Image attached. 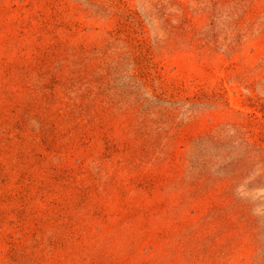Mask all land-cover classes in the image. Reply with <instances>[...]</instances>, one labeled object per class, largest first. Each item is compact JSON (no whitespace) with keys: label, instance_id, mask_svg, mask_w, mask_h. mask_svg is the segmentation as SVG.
Returning <instances> with one entry per match:
<instances>
[{"label":"rangeland","instance_id":"374dc122","mask_svg":"<svg viewBox=\"0 0 264 264\" xmlns=\"http://www.w3.org/2000/svg\"><path fill=\"white\" fill-rule=\"evenodd\" d=\"M0 264H264V0H0Z\"/></svg>","mask_w":264,"mask_h":264}]
</instances>
